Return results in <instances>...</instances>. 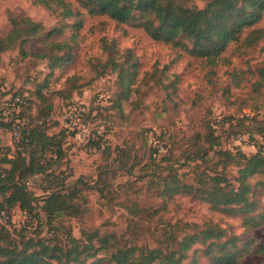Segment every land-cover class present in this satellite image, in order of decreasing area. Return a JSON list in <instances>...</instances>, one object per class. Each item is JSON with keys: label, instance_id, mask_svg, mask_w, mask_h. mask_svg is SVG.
Returning a JSON list of instances; mask_svg holds the SVG:
<instances>
[{"label": "rangeland", "instance_id": "obj_1", "mask_svg": "<svg viewBox=\"0 0 264 264\" xmlns=\"http://www.w3.org/2000/svg\"><path fill=\"white\" fill-rule=\"evenodd\" d=\"M175 1L202 8L210 0ZM82 11L84 26L75 46V59L69 65L50 73L49 58L40 56L49 50L41 36L24 43L25 56L18 46L1 55L0 78L8 83L11 92L35 89L47 80L44 112L51 113L47 132L65 141L67 154L63 160L51 162L49 154L46 161L43 159L54 175L48 179L43 174L29 177L27 186L35 197L34 203L42 204L48 191L61 190L62 184L74 187L81 183L72 191L73 202L82 210L80 217L64 213L56 219L61 235L72 232L79 238L83 230L98 231L102 235L114 234L123 245L153 247L165 224L178 221L212 222L246 237L240 218L214 212L207 203L184 194L166 199L161 192L168 174L177 172L185 182L192 183L195 172L222 170L219 157L209 149L210 125L222 135L226 148L239 146L247 153L257 150L254 140H262L258 133L259 122L264 120V86L255 84L264 67V37L244 53L235 51L232 43L223 53L231 64L213 68L187 51L154 40L141 27L118 26L107 16ZM10 14L26 15L47 30L59 21L55 13L33 0H0V37L12 30ZM62 23L64 31L54 37L56 41L69 39L72 34V21ZM256 26L264 28V17ZM103 37L115 40L121 49L132 48L141 64L130 100L122 101L121 110L110 101L114 91L118 92L115 96L121 95V87L116 85L117 72L107 64L112 53L103 49ZM73 103L93 111L87 137L84 133L62 131L65 109ZM38 106L32 100L30 115L26 114L32 126ZM92 140H99L100 146ZM198 148L207 151L205 159L188 158ZM1 164L2 173L10 168L9 163ZM105 168L108 173L103 171ZM236 172L233 165L225 169L231 177ZM263 178L257 175L250 181L255 184ZM84 182L97 187L82 186ZM0 218L7 223L4 212H0ZM24 221L25 213L16 207L12 228H20ZM254 238L252 253L239 264H264V250L258 251L264 244V225L254 231Z\"/></svg>", "mask_w": 264, "mask_h": 264}, {"label": "trees", "instance_id": "obj_2", "mask_svg": "<svg viewBox=\"0 0 264 264\" xmlns=\"http://www.w3.org/2000/svg\"><path fill=\"white\" fill-rule=\"evenodd\" d=\"M33 1L55 13L59 17L58 24L47 30L26 15L10 14L12 30L0 37V59L4 52L17 46L22 55H27L24 43L41 36L44 43H48L49 50L40 56L49 58L47 68L50 73L74 61L75 46L84 26L83 9L92 16H107L118 26L141 27L154 40L187 51L213 68L231 64V59L224 57L223 53L232 43L236 45L235 51L244 53L257 46L264 37V28L256 26L264 17V0H210L202 8L186 6L175 0ZM74 2L78 5L74 6ZM65 20L72 21V34L69 39L56 41L54 37L63 33L65 25L61 22ZM102 46L112 53L107 64H112V69L117 72L116 85L121 87L120 96H115L118 93L115 91L111 94V105L121 110L122 101L130 100L141 64L132 48L121 49L115 40L103 37ZM61 51L63 54L59 53ZM231 75L235 78L234 74ZM260 75L256 87L264 86V67ZM235 83L240 85L238 81ZM47 84L46 80L38 83L35 89L26 90L30 93V106L24 115H30L32 100L39 104L35 125L29 122L28 138L17 142L15 151L8 147L0 154V167L3 162L10 164V168L0 172V212L7 217V223L0 218V264H239L252 253L254 231L264 225V178L255 184L250 181L257 175L264 177V120L259 122L258 134L262 140H254L257 150L253 153H247L239 146L226 148L222 135L210 125L209 149L219 157L222 170L204 174L195 172L192 183L185 182L177 172L168 174L164 177L161 192L166 199L184 194L207 203L214 212L240 218L246 237L212 222L178 221L165 224L153 247L123 245L114 234L102 235L98 231L83 230L79 238L72 232L61 235L56 219L64 213L80 217L82 210L73 202L72 191L81 183L74 187L62 184L61 190H49L40 205L34 203L35 197L27 186L30 176L43 174L48 179L54 175L55 172L43 163L48 154L51 162L61 161L67 154L65 141L61 142L59 136L47 132V118L51 114L44 112ZM92 112L86 114L87 123ZM6 125L8 122L0 115V128ZM66 130L65 127L63 133L66 134ZM92 142L96 146L101 144L99 140ZM206 155L207 151L198 148L192 154L190 152L188 158L204 160ZM230 165L237 167L233 177L225 173ZM129 169L132 171V167ZM82 186L97 187L85 182ZM16 207L25 213L24 225L20 228H12ZM263 250L264 244L258 251Z\"/></svg>", "mask_w": 264, "mask_h": 264}, {"label": "built area", "instance_id": "obj_3", "mask_svg": "<svg viewBox=\"0 0 264 264\" xmlns=\"http://www.w3.org/2000/svg\"><path fill=\"white\" fill-rule=\"evenodd\" d=\"M30 93L11 92L8 83L0 78V115L8 122L0 128V154L8 147L15 151V145L21 139H27L29 134V118L24 115L29 106ZM87 110L79 103H73L65 109V127L76 135L84 133L87 137L89 125L86 122ZM6 136V137H5ZM7 139V140H6ZM10 156H13L11 154Z\"/></svg>", "mask_w": 264, "mask_h": 264}]
</instances>
